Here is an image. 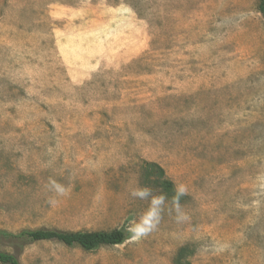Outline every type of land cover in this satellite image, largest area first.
I'll use <instances>...</instances> for the list:
<instances>
[{
	"label": "rangeland",
	"instance_id": "obj_1",
	"mask_svg": "<svg viewBox=\"0 0 264 264\" xmlns=\"http://www.w3.org/2000/svg\"><path fill=\"white\" fill-rule=\"evenodd\" d=\"M258 1L0 0V229L121 228L148 206L131 188L162 194L145 161L189 193L184 223L166 209L138 242L35 241L20 264H175L182 246V264H264ZM49 178L70 188L54 204Z\"/></svg>",
	"mask_w": 264,
	"mask_h": 264
},
{
	"label": "trees",
	"instance_id": "obj_2",
	"mask_svg": "<svg viewBox=\"0 0 264 264\" xmlns=\"http://www.w3.org/2000/svg\"><path fill=\"white\" fill-rule=\"evenodd\" d=\"M258 9L261 13L264 12V0L258 1ZM142 167L143 184L152 183L168 198L175 195L172 181L165 178L164 170L159 164L145 161ZM127 236L128 234L123 230V227L110 230L74 231L40 227L36 229H22L17 233L0 229V246H8L12 249V252L0 249V263L20 264L18 254L26 245L35 241L55 240L67 246L77 245L85 250H94L102 245L121 244L128 239ZM187 252V246L180 247L174 258L175 264H182L181 259L183 258V254Z\"/></svg>",
	"mask_w": 264,
	"mask_h": 264
},
{
	"label": "clouds",
	"instance_id": "obj_3",
	"mask_svg": "<svg viewBox=\"0 0 264 264\" xmlns=\"http://www.w3.org/2000/svg\"><path fill=\"white\" fill-rule=\"evenodd\" d=\"M48 191L53 193L49 198V203L58 202V198L69 195L70 188L58 182L53 178H49L47 183ZM189 194L188 189L183 184L175 183V195L169 199L164 194L155 195L149 187H133L130 189V196L141 201H148L147 208L138 216L128 220L121 225L123 230L128 234L127 238L132 242H138L158 229L161 223L163 213L167 209L170 215L174 214L176 223H184L190 219L184 207L180 204L181 196ZM230 245L227 242H215L212 250L218 253L228 250Z\"/></svg>",
	"mask_w": 264,
	"mask_h": 264
},
{
	"label": "crops",
	"instance_id": "obj_4",
	"mask_svg": "<svg viewBox=\"0 0 264 264\" xmlns=\"http://www.w3.org/2000/svg\"><path fill=\"white\" fill-rule=\"evenodd\" d=\"M86 8H87V7H86ZM75 12H76V13H79L80 11L77 9ZM85 15H93V13H91L90 11H87V13H86Z\"/></svg>",
	"mask_w": 264,
	"mask_h": 264
}]
</instances>
